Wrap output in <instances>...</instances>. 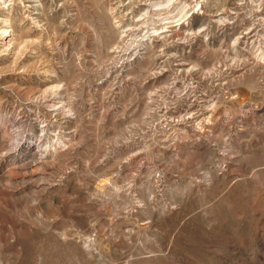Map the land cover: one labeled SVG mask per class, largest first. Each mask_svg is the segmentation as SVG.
Wrapping results in <instances>:
<instances>
[{
	"label": "rangeland",
	"instance_id": "1",
	"mask_svg": "<svg viewBox=\"0 0 264 264\" xmlns=\"http://www.w3.org/2000/svg\"><path fill=\"white\" fill-rule=\"evenodd\" d=\"M0 264H264V0H0Z\"/></svg>",
	"mask_w": 264,
	"mask_h": 264
}]
</instances>
